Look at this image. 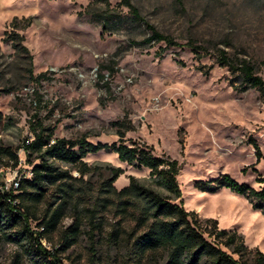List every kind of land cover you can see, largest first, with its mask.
Wrapping results in <instances>:
<instances>
[{"label": "rangeland", "instance_id": "obj_1", "mask_svg": "<svg viewBox=\"0 0 264 264\" xmlns=\"http://www.w3.org/2000/svg\"><path fill=\"white\" fill-rule=\"evenodd\" d=\"M89 1L0 0V145L22 146L39 122L56 137L112 142L118 138L113 123L129 122L127 140L179 162L181 197L176 201L201 219H216L219 228L237 230L249 249L264 253L260 209L226 187L209 192L194 186L196 180L227 173L239 183L261 187L256 177H264V97L257 88L243 89L239 78L218 65L215 46L250 60L264 79V0H132L146 20L180 44L162 53L164 43L131 42L132 36L142 41L148 31L126 24V7L119 10L124 23L102 36L98 16L86 12ZM15 17L31 22L16 28ZM12 32L22 35L27 53L12 46ZM189 39L209 47L208 54L196 58L186 46ZM252 140L262 153L257 162ZM18 155L16 167L0 165V183L15 170L31 168L23 148ZM84 160L123 168L114 182L118 189L130 175L151 184L147 169L120 162L114 152L101 150ZM85 178L95 185L101 175L95 171ZM71 215L67 208L62 227L72 223ZM84 229L63 254V263L91 264ZM40 242L51 250L50 242ZM23 245L0 234V264H39ZM109 264H119L118 258Z\"/></svg>", "mask_w": 264, "mask_h": 264}, {"label": "trees", "instance_id": "obj_2", "mask_svg": "<svg viewBox=\"0 0 264 264\" xmlns=\"http://www.w3.org/2000/svg\"><path fill=\"white\" fill-rule=\"evenodd\" d=\"M114 1L115 5L111 0H90L86 6V12L98 16L102 36L109 30H118L124 23L119 10L126 7L129 15L126 24L148 31L142 41L137 42L132 36V43L152 46L164 43L160 52L180 45L171 34L146 20L132 0ZM30 22L26 17H15L12 24L24 28ZM10 38L13 47L28 52L22 44V35L12 32ZM186 46L196 58L209 52V47L193 39ZM215 52L218 65L239 78L243 89L257 88L264 97V79L250 60L231 55L222 47L215 46ZM113 124L117 126L118 138L112 142H93L85 135L56 137L52 128L39 122L22 146L0 145L1 166L16 167L18 149L23 148L33 174L21 179L15 193L0 190V234L22 240L24 252L37 256L39 264H66L62 261L63 254L75 243L81 226L86 227L84 249L91 264L100 259L109 264L112 258H118L119 264H264V253L249 249L237 230L219 228L216 219H201L197 212L186 210L182 202L176 201L181 197L177 181L180 164L176 159L155 155L146 143L127 140L125 133L132 129L129 122ZM252 144L257 162L262 153L256 141L252 140ZM101 150L116 153L122 163L147 169L151 184L130 175L126 185L116 188L114 182L124 172L123 168L91 166L84 160L88 154ZM95 171L101 179L94 185L85 176ZM256 180L261 183L259 189L224 173L213 179L196 180L194 186L209 192L226 187L246 197L264 215V177L258 176ZM67 208L73 221L62 227ZM32 223L36 230L31 229ZM41 239L51 243V250L41 245Z\"/></svg>", "mask_w": 264, "mask_h": 264}, {"label": "built area", "instance_id": "obj_3", "mask_svg": "<svg viewBox=\"0 0 264 264\" xmlns=\"http://www.w3.org/2000/svg\"><path fill=\"white\" fill-rule=\"evenodd\" d=\"M32 175L33 174H32L31 168L28 171L23 170L20 172H19V170H15L13 173V176L9 180L3 181L2 183H0V190L2 192H14L15 193V192H17V189L19 187V183H20L21 179L22 178H31ZM12 202L15 204L16 200H14ZM42 243L44 244V246H46L45 241L42 240ZM48 246H46V247H48Z\"/></svg>", "mask_w": 264, "mask_h": 264}]
</instances>
